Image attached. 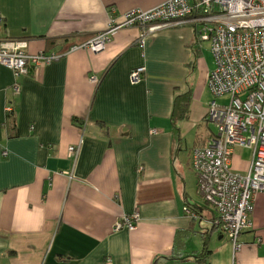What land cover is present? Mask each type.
<instances>
[{
    "label": "crops",
    "instance_id": "1",
    "mask_svg": "<svg viewBox=\"0 0 264 264\" xmlns=\"http://www.w3.org/2000/svg\"><path fill=\"white\" fill-rule=\"evenodd\" d=\"M162 1L0 0V38L58 55L17 77L0 63V264H264V190L234 253L197 195L189 155L214 132L215 62L193 23L147 33L141 46L135 25L100 49L86 44L110 19ZM230 148L228 168L245 173L251 150ZM134 212V230H112Z\"/></svg>",
    "mask_w": 264,
    "mask_h": 264
},
{
    "label": "built area",
    "instance_id": "2",
    "mask_svg": "<svg viewBox=\"0 0 264 264\" xmlns=\"http://www.w3.org/2000/svg\"><path fill=\"white\" fill-rule=\"evenodd\" d=\"M183 22L193 23L196 36L208 42L215 62L207 75L211 98L205 114L214 132L203 145L190 150L189 164L197 193L214 213L212 224L234 253L240 248V233L252 227L253 196L264 190V0H164L149 9H129L120 22L110 19L106 30L86 44L92 50L100 49L112 31L135 25L139 29L136 42L141 46L147 33ZM26 48L24 38H0V63L14 77L27 72V62L38 66L58 57L54 52L30 53ZM142 70L138 66L130 71L131 83L140 80ZM89 79L98 80L94 75ZM10 88L18 92L15 81ZM217 97H226V102H217ZM3 109L7 113L11 106L6 104ZM79 142L68 146V156L77 153ZM233 144L251 150L243 174L228 168ZM182 209L195 216L187 205ZM137 221L134 212L123 216L112 230L132 231Z\"/></svg>",
    "mask_w": 264,
    "mask_h": 264
},
{
    "label": "rangeland",
    "instance_id": "3",
    "mask_svg": "<svg viewBox=\"0 0 264 264\" xmlns=\"http://www.w3.org/2000/svg\"><path fill=\"white\" fill-rule=\"evenodd\" d=\"M205 45H206V42L204 43ZM226 97H217V99H216V101L217 102H222V103H225L226 102ZM210 128L213 130V128L210 126ZM198 195V197H199V199H201L202 200V198L199 196V194H197ZM209 208V207H208ZM210 209V208H209Z\"/></svg>",
    "mask_w": 264,
    "mask_h": 264
},
{
    "label": "trees",
    "instance_id": "4",
    "mask_svg": "<svg viewBox=\"0 0 264 264\" xmlns=\"http://www.w3.org/2000/svg\"><path fill=\"white\" fill-rule=\"evenodd\" d=\"M97 81H98V80H97ZM210 210H211V209H210ZM211 211H212V210H211ZM213 214H214V213H213ZM212 220H213V219H212ZM212 220H211V221H212ZM213 228H215V229H216V226H215V225H213Z\"/></svg>",
    "mask_w": 264,
    "mask_h": 264
}]
</instances>
